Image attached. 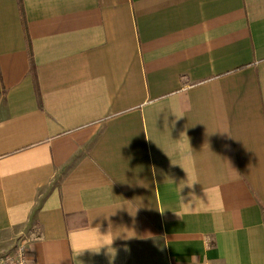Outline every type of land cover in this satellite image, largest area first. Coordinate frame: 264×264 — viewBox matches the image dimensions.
Returning a JSON list of instances; mask_svg holds the SVG:
<instances>
[{
	"label": "crops",
	"instance_id": "obj_1",
	"mask_svg": "<svg viewBox=\"0 0 264 264\" xmlns=\"http://www.w3.org/2000/svg\"><path fill=\"white\" fill-rule=\"evenodd\" d=\"M21 236L34 264H264V0H0Z\"/></svg>",
	"mask_w": 264,
	"mask_h": 264
},
{
	"label": "built area",
	"instance_id": "obj_2",
	"mask_svg": "<svg viewBox=\"0 0 264 264\" xmlns=\"http://www.w3.org/2000/svg\"><path fill=\"white\" fill-rule=\"evenodd\" d=\"M28 245V237L21 236L16 239L10 250L0 251V264H34L30 258Z\"/></svg>",
	"mask_w": 264,
	"mask_h": 264
},
{
	"label": "clouds",
	"instance_id": "obj_3",
	"mask_svg": "<svg viewBox=\"0 0 264 264\" xmlns=\"http://www.w3.org/2000/svg\"><path fill=\"white\" fill-rule=\"evenodd\" d=\"M194 181H195V180H194ZM84 249H86V248H84ZM82 250H83V249H77L78 252H81Z\"/></svg>",
	"mask_w": 264,
	"mask_h": 264
}]
</instances>
